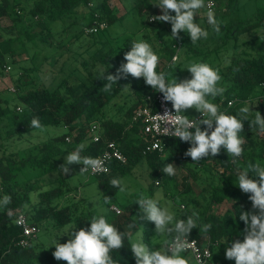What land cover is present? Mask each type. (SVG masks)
Here are the masks:
<instances>
[{
	"label": "trees",
	"instance_id": "trees-1",
	"mask_svg": "<svg viewBox=\"0 0 264 264\" xmlns=\"http://www.w3.org/2000/svg\"><path fill=\"white\" fill-rule=\"evenodd\" d=\"M215 2L214 13L218 4H223V9L227 11V14L215 13L220 23V33L216 34L212 29L207 39H201L195 44L191 43L188 34L173 39L170 23L148 21L150 15L157 16L158 6L155 10L153 8L154 4H157L155 0H134L130 10L136 13L134 18L137 19L136 30L143 33L142 39L159 38L158 31L161 29L169 32L168 44H162L158 48L161 51L160 56H165L168 60L176 53L173 46L177 47L179 43V50L184 47L185 53L191 56H218L221 47L231 52L225 55L230 58L219 71L222 79L218 86L225 88L226 91L211 102L217 104L220 111L229 115H238L240 108L248 107L249 121L255 118L256 111L264 117V35H262L264 5L258 6L252 13L239 17L235 12L240 10L242 5H237V0ZM108 3L109 0H98L95 3L91 0H24V2L0 0V75H5L9 59L21 58L22 56L18 55L26 54L25 60H33L34 52L28 53L26 44L39 40L47 45L52 36L50 24L57 20L63 18L82 20L84 34L85 29L91 27L93 23L104 21L107 28L97 33H107L110 22L117 20L116 7H110ZM143 15L145 17L141 19ZM4 18L11 20V26L7 28L1 26V20ZM35 28L38 31L34 30ZM93 34L96 33L86 35ZM133 41H136L133 36L126 37L117 52H113V47L103 52L100 55V62L104 68L95 69L93 64L95 70L88 72L86 78L65 77L51 90L36 84L27 75L37 68L23 67L22 72L14 79V92L7 89L17 103L9 108L7 101L0 97V130L6 133L5 139L12 136L13 132L23 135L40 131L45 127L62 128L59 135L49 137L35 147L0 157V199L6 195L11 197L8 204H0V264H66L65 261H57L53 257L55 247L52 245L57 238L52 239L53 234L51 236L52 232L48 229L58 233L64 229L70 232L74 228L78 230L81 227H90L91 218L97 214L94 215L92 212L76 214L72 205L58 203V200L71 190L65 185V181L67 176L73 173L68 165L71 171L64 175L60 166L65 163L64 157L78 145H85L81 152L82 156L95 158L109 141L116 143L127 161L124 165L111 164L109 173L97 176L102 187L103 201L105 202V197H110L107 207L112 205L110 201L117 189L111 186L110 180L123 177L138 161L144 160L150 179L147 186L150 197L155 182L160 179L164 187L171 185L169 189L165 188L164 192L166 196H170L172 205L186 207L185 210H181L180 219H186L194 210L199 214L198 225H212L206 234L201 233L197 227L187 238L195 239L200 248H208L210 253L215 247L226 251L235 239H243L245 225L239 216L243 211L253 210L248 198L250 194L243 193L236 185V170L246 167L249 162L264 166V133L259 132L256 127L251 129L249 121H243L244 131L241 135L246 139L243 155L233 163V158L228 157L222 148L220 154L215 157L225 163L223 170L215 176L207 170L209 162L215 157L208 156L194 163L191 157L184 155L190 145L175 139L163 140L164 149L161 153L143 154L147 137L140 135L141 123L139 120H133V110L139 105H146L145 96L153 89L143 83L142 78L128 76L114 84L110 92L102 90L106 81L102 80L101 70L107 69L106 74H115L119 65L126 62L124 54L130 51ZM97 43L103 47L108 45L106 40ZM95 59L97 58L94 57L96 63ZM111 62L113 63L110 64ZM123 92L134 96L132 103L121 118L108 117L106 106L117 100ZM17 107H20L21 111H17ZM33 117L39 118L41 128L30 126ZM93 122L98 125L100 138L97 142L91 140L88 130L89 124ZM66 138H69V141ZM168 163L186 169L180 190L176 188L177 183L173 176H167L162 171ZM50 173H57V177L46 183L45 175ZM200 174L204 175V178L206 175L202 194L205 193L207 197L201 196L206 203L198 208L197 199L200 196L195 194L191 183H203L200 181ZM130 197H133L134 201L129 210L123 211V214H113L109 210L112 214L110 218L103 215L124 235V246L110 252L116 264H135L130 249L132 242L142 241L153 250L159 248V244L151 240L155 235L154 223L151 222L152 225L147 231L139 226L140 208L136 201L141 198L140 194H130ZM178 199L180 202L176 205ZM224 202L225 208L221 213L209 210L211 204L220 205ZM19 214L25 215L30 225L39 230L36 239L26 248L17 245L21 231L15 225L14 219ZM129 224L135 226L132 231H128ZM42 231L47 233V239L38 241V235ZM67 240L57 239L59 243H66Z\"/></svg>",
	"mask_w": 264,
	"mask_h": 264
},
{
	"label": "clouds",
	"instance_id": "clouds-1",
	"mask_svg": "<svg viewBox=\"0 0 264 264\" xmlns=\"http://www.w3.org/2000/svg\"><path fill=\"white\" fill-rule=\"evenodd\" d=\"M155 5L162 14L150 19L170 23L173 39L179 38L181 32L188 34L192 44L208 38L209 32L196 22L198 11L206 7L205 0H159ZM207 7V22L219 34L220 23L211 4ZM124 61L126 62L117 68L115 74H106L107 69L101 70L102 80L106 81L102 90L110 92L120 79L131 76L135 79L143 78L147 86L162 93L163 100L170 102L172 109H166L162 115L155 114L154 127L159 135L172 136L189 143L190 147L184 153L186 157H191L194 163H198L208 156L219 155L222 148L228 157L233 158V163L243 155L246 139L241 133L244 131L243 121H249L250 109L242 107L238 115H229L210 101V97L215 99L226 91L218 86L222 77L217 69L208 63L192 62L186 68L191 74L190 79L178 81L174 76L168 80L165 72L157 71L159 56L143 40L132 42L130 51L124 54ZM188 109H195L202 118L190 119L185 115ZM249 123L251 129L256 127L259 132L264 133V117L260 112L256 111L255 118ZM201 125L206 127L202 130ZM30 126L42 127L38 117L32 118ZM190 129H194V132ZM84 147V144H80L64 157L65 163L60 169L65 175L71 171L68 165L72 164L83 165L81 175L89 171L93 174L107 171L101 158L81 155ZM176 168L173 163H168L162 171L167 176H174ZM236 172V185L243 193L250 194L248 198L254 211L241 212L239 219L245 225L243 239H235L226 248L225 258L234 260L235 264H264V166L249 162L246 167L237 168ZM110 184L121 192L125 191L119 178H112ZM109 199L110 197H105V203ZM10 200L11 197L6 195L0 200V204L6 205ZM136 203L144 214L142 218L154 223L155 234L166 238L155 250L142 241L132 242L130 249L135 264H190L189 259L182 255L194 246V242H190L187 237L197 227L201 233L206 234L212 225H198L199 214L194 210L186 219H177L168 208H162L158 200L153 198L142 196ZM89 225L90 227L78 230L74 228L68 232L66 235L69 239L66 243H59L57 239L54 241L52 246L55 251L52 255L55 260L65 261L66 264H116L110 252L124 246L123 233L103 215L93 216ZM197 262L203 264L199 256Z\"/></svg>",
	"mask_w": 264,
	"mask_h": 264
},
{
	"label": "rangeland",
	"instance_id": "rangeland-1",
	"mask_svg": "<svg viewBox=\"0 0 264 264\" xmlns=\"http://www.w3.org/2000/svg\"><path fill=\"white\" fill-rule=\"evenodd\" d=\"M19 1L24 2V0ZM91 1L95 3L98 0ZM133 1L134 0H109L108 4L111 7L115 6L117 9V13L115 15L117 20H112L110 22L107 33L99 32L93 35L84 34L82 20L74 21L63 18L51 23L50 30L52 32V36L49 38L47 45L42 44L39 40L30 41V43L26 44L27 52H34L33 54L35 55V58L33 60H25L24 56H27L26 54L18 55L22 56L21 58L16 57L15 59L8 60L7 67H9V70H5L4 76L0 75V97L7 101L9 108H12L17 103L15 97L7 89L13 87L14 79H16L19 72H22L23 67L37 68L35 71L29 72L27 75L30 79L34 80L36 84L42 85L49 90L54 89L65 77L70 79H77L79 76L86 78L89 75L88 72L103 67L100 62V55H102L103 52L112 47L114 50L113 52H117V49H120L124 39L129 36H133L136 41H146L152 46L153 51L160 59L157 71L163 72L166 70L165 73L167 74L168 80H171L174 76L178 81L186 78L190 79L191 74L186 68L192 62L208 63L213 68L217 69L218 72L224 64L228 62L230 56L225 55H229L231 52L225 51L223 47L218 50V56H191V54L185 53L186 49L184 47L179 50V55L173 62L168 60L165 56H160L161 51H159L158 48L162 44H168L170 38L169 32L165 29H161L158 31L159 38H151L149 40L142 39L143 33L136 30L137 19H134L136 17V13L130 10ZM237 5H242V7L240 10L235 9V14L238 13L239 17H242V15L244 16L245 14L254 12L258 6L264 5V0H237ZM223 8V4H218L215 13L227 14L226 9ZM235 14L233 16H235ZM144 17L145 16L143 15L141 19ZM196 22L209 33L212 32V27L208 25L204 8L198 11ZM1 26L3 28L11 26V20L8 18L2 19ZM34 30L38 31L36 28ZM183 34L186 33L182 32L179 36H182ZM100 40H106L108 45L106 44V47H103L101 44L97 43V41ZM94 57L97 58L95 59L96 63L94 62ZM114 58L115 56H113V59ZM98 61L100 63H97ZM112 63L113 62L110 64ZM85 67L86 69H84ZM142 80V82L145 83L143 78ZM133 97L134 96L131 93L128 95L123 92L117 100H114L106 106L108 117H115L114 119L121 118L124 111L132 103ZM209 99L210 101L213 100L211 97ZM254 105L255 104H253V106ZM196 113L197 111L195 109H188L186 110L185 115ZM61 132L62 128L45 127L40 131L28 132L23 135H17L16 132H13L14 134H12V136L5 139L6 133L0 130V157L11 152H21L35 147L36 145L45 142L49 137L59 135ZM224 163V161L215 157L209 162L207 170L215 176L216 173L223 170ZM174 165L177 168L176 175L173 176V180L177 183L176 188L180 190V183L183 176L186 174V169L184 167H179L176 164ZM69 167L73 170V173L71 176H67L65 185L71 188V190L59 199L58 203L60 205H72L76 214L92 212L94 215H105L107 218H110L112 216V214L109 213L110 206L107 207V203L103 201L102 187L101 184H99L98 177L88 173L81 175L80 169L83 167L82 164H72L69 165ZM56 177L57 173L45 175L46 183L47 181L56 179ZM199 177L200 181H203V183L192 182L191 184L195 194L200 196L197 200L199 201L198 208H201V206L206 203V201L201 198L202 195L206 196L204 195L205 193L202 194V187L205 186L204 182L206 175L205 178L204 175L201 174ZM119 179L121 180L125 191L121 192L119 188H117L110 203L114 204L121 210L120 214H123V211L129 210V208L132 207L134 198L130 197V194H140L141 197L143 196L158 200L160 202L159 205L162 208H168V210L173 213L177 219L181 218V210L186 209V207H181L183 205H180L179 207L172 205L170 196H166L164 192L165 188L169 189L171 185H165L164 187V183L160 179L155 182L153 193L151 197L149 196L147 186L150 183V179L148 176L147 165L144 160L138 161L127 174L123 177H119ZM179 202V199L176 200V205H179ZM225 204L226 202L220 205L211 204L209 210L221 213L225 208ZM138 215L140 216L141 223L139 226H141V229L146 231L149 230L152 225L151 221H148L146 218H142L144 214L140 211V209L138 210ZM129 226L128 231H132V229L135 228L133 224H129ZM48 230L49 232H52L51 236L53 234L51 237L52 239L53 237L57 239H69L66 235L69 232L67 229L58 233L50 228ZM165 238L166 237L164 236L155 234L151 237V240H154L160 247ZM45 239H47V233L42 231L38 235V241H45ZM182 255L189 259L190 264H197L190 254L182 253ZM207 264H235V261L226 259L225 251L215 247L212 249Z\"/></svg>",
	"mask_w": 264,
	"mask_h": 264
},
{
	"label": "built area",
	"instance_id": "built-area-1",
	"mask_svg": "<svg viewBox=\"0 0 264 264\" xmlns=\"http://www.w3.org/2000/svg\"><path fill=\"white\" fill-rule=\"evenodd\" d=\"M155 1L159 2V0H155ZM205 4H206V7L204 8V11L206 13L208 11L207 5L209 4H211L212 10L213 11L215 10V7H216L215 0H206ZM161 14L162 12L158 7L157 15H161ZM152 16L153 15H150V17ZM150 17L148 18V21L149 22L154 21L150 19ZM106 28H107V24L104 21H99V22L93 23L91 27L86 28L85 33L86 34L97 33L98 31L105 30ZM179 46H180V43L177 44V47L175 45L173 46L176 49V53L171 58L172 62L177 59ZM173 58H175V60ZM5 70H9V67H6ZM9 91L14 92L13 87L9 88ZM145 101H146V105H139L133 110V117H132L133 120L140 121L141 123L140 133L143 137H147L146 144H145V147L142 153L143 154H147L150 152L161 153L164 149L163 140L165 139H175V140L182 142L178 138H175L172 136L159 135L156 128L154 127L153 117L155 116V114L162 115L166 109L168 110L172 109L170 102H165L163 100L162 93L152 90L149 94L145 96ZM228 104L230 105V103ZM16 110L21 111V108L17 107ZM189 118L190 119L191 118L201 119L202 116L200 113H197L195 115L189 116ZM203 126L205 125H201V127ZM88 130L91 135V140L93 142H97L100 138L98 135V125L94 122L90 123ZM190 131H194V129H190ZM66 140L69 141V138H66ZM182 143L189 144L187 142H182ZM96 157H99L104 161V167L107 169V171H102V172L95 173V174L89 171L88 174L93 175V176L105 175L109 173L111 164L115 163L117 165H124L127 161L126 157L123 155L120 148L113 141L107 142L102 152L98 154ZM110 210L115 214H120L121 212L120 209L115 205H111ZM14 223L21 231V238L19 239L17 245L20 246L21 248L28 247L31 244V242L36 239V236L39 231L38 228L33 225H30L27 217L23 214H19L18 216H16L14 219ZM187 239L190 242H194V246L193 248L185 251L184 253L190 254L197 264H198L197 256H199L200 261H202L203 264H205L206 261L209 260V257L211 255L208 248H200L195 239H189V238Z\"/></svg>",
	"mask_w": 264,
	"mask_h": 264
},
{
	"label": "crops",
	"instance_id": "crops-1",
	"mask_svg": "<svg viewBox=\"0 0 264 264\" xmlns=\"http://www.w3.org/2000/svg\"><path fill=\"white\" fill-rule=\"evenodd\" d=\"M111 7V6H110ZM114 7V6H113ZM156 5L154 4V6H153V8H154V10L156 9ZM157 11H158V9H157ZM198 113V112H197ZM196 113V114H197ZM192 115H195V114H188L187 116H192ZM139 133H140V131H139ZM140 135H141V133H140ZM142 136V135H141ZM147 165V164H146ZM147 169H148V167H147ZM148 171V170H147Z\"/></svg>",
	"mask_w": 264,
	"mask_h": 264
}]
</instances>
